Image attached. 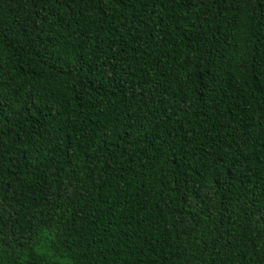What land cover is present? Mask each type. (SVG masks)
Listing matches in <instances>:
<instances>
[{
  "label": "trees",
  "instance_id": "obj_1",
  "mask_svg": "<svg viewBox=\"0 0 264 264\" xmlns=\"http://www.w3.org/2000/svg\"><path fill=\"white\" fill-rule=\"evenodd\" d=\"M0 264H264V0H0Z\"/></svg>",
  "mask_w": 264,
  "mask_h": 264
}]
</instances>
